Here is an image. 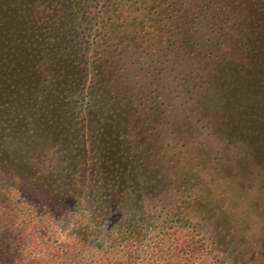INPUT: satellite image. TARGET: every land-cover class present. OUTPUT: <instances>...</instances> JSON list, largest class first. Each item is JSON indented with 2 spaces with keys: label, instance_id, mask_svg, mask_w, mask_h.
Returning <instances> with one entry per match:
<instances>
[{
  "label": "trees",
  "instance_id": "1",
  "mask_svg": "<svg viewBox=\"0 0 264 264\" xmlns=\"http://www.w3.org/2000/svg\"><path fill=\"white\" fill-rule=\"evenodd\" d=\"M195 57L200 82L173 78L194 79L199 142L225 157L226 195L258 191L261 210L264 0H0V264H47L28 209L75 239L41 241L53 264H225L196 192L157 166L161 89L133 72Z\"/></svg>",
  "mask_w": 264,
  "mask_h": 264
},
{
  "label": "rangeland",
  "instance_id": "2",
  "mask_svg": "<svg viewBox=\"0 0 264 264\" xmlns=\"http://www.w3.org/2000/svg\"><path fill=\"white\" fill-rule=\"evenodd\" d=\"M199 60L195 57L184 63L181 68L168 64L169 68L164 70L165 79L162 80L161 77L158 81L148 78L145 70L141 72L137 69L133 70L142 76L140 82L144 87L143 95L149 92L152 96H156L155 88L161 89L159 92L163 105L159 115L162 117L164 127L157 125L159 132L153 131L154 134H160L153 144L163 149L159 151L157 166L164 170L161 173L166 174L167 183L171 180V174L176 173L179 183L182 182L181 185L176 186L177 189L185 193L196 192L197 201L193 206L197 213L203 215L201 222L204 224L205 234L216 242L225 264H253L257 259L253 250L256 245L264 241V207L261 206V210H258L256 205L259 192L250 190L243 192L238 190L242 188H238L235 189L236 199L226 195L222 186L225 184L224 178L227 177L229 167L227 164L226 167L221 164L225 162V157L220 155L216 157L218 160H215L216 146L213 140L207 143L199 142L205 137L207 130L203 127L198 128V124H203L205 114L203 116L198 114L196 109L198 99L190 92V88L188 89L194 79L185 82L180 76L173 78L178 69L180 72L191 73V78L198 77V73L204 70V67L198 66ZM198 80L200 82V77ZM143 97H146L144 101L147 102V96ZM181 104L186 106L184 111ZM173 110L182 112L175 113L173 117L175 112H172ZM167 166H172L170 171L167 170L168 172L165 171ZM238 198H241L240 202L237 201ZM28 210L31 212L29 217L39 220V223L33 229L27 230L29 233L27 237L38 239L35 244H39L40 249L35 252L49 253L47 259L43 260L47 264H53L52 248H42L41 241L54 246L56 241L73 243L75 239L61 231L54 222L38 214V211ZM255 213L257 216L253 217ZM14 233H16L15 228Z\"/></svg>",
  "mask_w": 264,
  "mask_h": 264
}]
</instances>
